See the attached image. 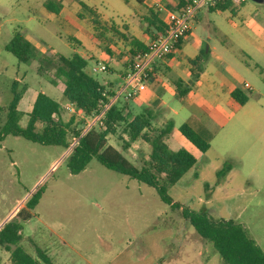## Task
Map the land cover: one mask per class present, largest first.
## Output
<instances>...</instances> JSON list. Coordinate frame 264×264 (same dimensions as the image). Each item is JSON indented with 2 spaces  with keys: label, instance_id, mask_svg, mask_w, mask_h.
Listing matches in <instances>:
<instances>
[{
  "label": "rangeland",
  "instance_id": "374dc122",
  "mask_svg": "<svg viewBox=\"0 0 264 264\" xmlns=\"http://www.w3.org/2000/svg\"><path fill=\"white\" fill-rule=\"evenodd\" d=\"M17 1L22 4L23 10L37 11L38 18L42 20L40 10L46 0H0V128L6 121V110L13 98L14 84L22 97L19 109L24 112L20 123L23 127L28 119L25 114L31 110L38 93L44 92L57 102H64V85L54 78V70L48 69L39 74L38 61L20 63L13 54L5 50L14 33L21 30L31 33L35 38L31 42L34 45L40 42V48L55 60L59 56L73 54L74 49L70 46L68 37L77 34L71 27L52 30L48 26V30L57 33L50 36L40 28H31L33 25L25 22L19 25L5 22L12 18ZM79 1L95 9L101 20L111 25H136L137 15L146 11L135 0ZM79 1L76 3L80 4ZM246 1L247 7L240 8L238 12L231 9L222 13L211 12L207 6H203L197 12V21L195 19L193 23L195 35L207 42L225 40V35L215 29L216 26L225 32V29H230L231 22L242 23L243 18L250 17L249 9L264 11V4ZM56 6L54 4V10ZM251 16L258 21L262 19L253 12ZM112 44L115 52L123 48L117 36H114ZM243 54L245 55L244 52ZM246 58L252 66L258 63L255 57L252 60L247 56ZM117 59L120 61V56ZM96 63L89 61L87 72L103 85L112 84L116 91L119 78L108 67L105 71L94 72ZM260 65L264 67L263 63ZM254 71L259 75V70ZM53 79L55 82H52ZM120 100L126 101V91L121 92ZM245 109L259 112L260 117H264V93L251 95L250 103ZM71 116L70 112L64 114L65 121H69ZM81 127L85 128L81 125L75 129ZM259 128L257 126L255 132L253 127L245 130L239 137L237 128L228 126L214 142L213 148L206 153L191 146V152H195L199 159L197 166L209 178L212 196H209L201 182L188 184L186 176L170 188L168 194L183 207L194 211L207 210L216 219H233L239 222L264 249V162L257 168L258 176L253 181L249 182L246 177L238 174L230 184L206 166L213 162L223 168L222 159H230L244 151L246 145L250 146L260 133ZM69 134V141L72 143L71 130ZM119 134L109 136V143L126 152L131 162L142 166L148 159L142 152L147 153L148 157L151 152L149 144L144 147L140 141L136 153L128 154L129 146L125 142H129V137L123 135L122 141ZM226 134L232 137L229 143L225 138ZM169 147L172 151L176 150L173 145ZM221 148H227L228 153L220 155ZM68 156V148L44 146L12 135L7 136L0 145V227L15 208L19 209L13 218L17 217L21 209H25L26 203L38 189L45 187L39 205L31 212L32 218L24 224L21 246L28 253L36 257L41 253L53 264H157L156 254L146 249L145 242H160L161 246L177 245L176 238L180 236V231L177 229L179 218L176 217H182L181 212L163 203L153 188L108 170L96 159L90 162L84 172L73 175L67 167ZM162 217H174L169 227H166V219ZM152 225L155 228H146ZM188 227L195 231L189 222ZM169 229L172 234H169ZM208 243L212 247V264H223L214 246ZM0 263L10 264V253L4 247H0Z\"/></svg>",
  "mask_w": 264,
  "mask_h": 264
},
{
  "label": "crops",
  "instance_id": "0c3cea01",
  "mask_svg": "<svg viewBox=\"0 0 264 264\" xmlns=\"http://www.w3.org/2000/svg\"><path fill=\"white\" fill-rule=\"evenodd\" d=\"M77 1H44L40 10L42 20L38 18L37 11L32 9L23 10L22 4L17 1V8H13L12 18L5 20V22L17 23L18 25L25 22L33 25L31 28H40L50 36H53V33H57L48 30V26L52 30L68 29L70 27L75 29L77 34L69 36L68 39L73 37L79 41L80 46L77 52L88 59V61L98 62L99 66L106 65V67L110 68L112 74H116L117 78H119L116 93L119 96L127 85L126 75L132 63V59L128 54V43L118 38L123 48L115 52L112 44L114 36L110 33L109 37L112 42L109 45L110 53L107 54L94 36V29L90 23L91 13L80 5L83 2L79 1L80 4H77ZM163 1L145 0L143 6L146 11L137 15L138 24L136 25L129 23L111 25L101 21L105 25L113 26L147 45L151 38L145 33L144 25L141 21L149 15L147 8L157 7L159 9V18L163 22L166 10H169L162 4ZM234 3L235 5L230 8L233 12H238L240 8L247 7L246 0ZM54 4L57 5L55 10ZM249 10L248 14L250 17L243 18L242 23L231 22L229 30L225 29L224 32V29L215 27V29L225 35V40L215 39L212 42H207L205 39L195 35L193 25L190 35L183 40L176 52L165 59L157 60L151 64L152 75L145 82L146 89L134 99L126 100V105H124V114L129 120H132L135 115L142 112L145 108H150L155 116L153 121L155 128H162L168 122H171L174 128L171 134L168 135L166 142L168 147L173 145L176 149L175 151L185 149L191 152V146H194L180 132V127L185 123H188L194 132L210 140L211 147L209 151L228 126L236 127L237 136L239 137L244 134L245 130H250L252 127L255 132L257 126H259V129H261L260 133L255 137V140H252L253 143L250 146L246 145L244 151L232 156L230 159H225V157L222 159L223 166L227 163L232 166L231 170L223 177L224 182L227 184L232 183L238 174L246 177L249 182L253 181L258 176L257 168L264 162V117H260L259 112H251L245 109L250 103L251 95L264 93V67L260 65V63L264 64V11H259L257 8ZM209 11L222 13L226 10L219 11L209 8ZM252 12L254 15L260 16L262 18L261 21L252 17ZM27 31L30 32L29 29ZM24 33L26 39L34 45L31 42L32 39H35L32 34ZM39 43L36 44L38 46H34L45 54V50L40 48ZM234 46H236V49ZM243 52L250 60L255 57L258 63L252 66ZM118 56H120V61L117 59ZM198 58L200 59L199 61L196 60ZM192 61H197V63L193 65ZM98 63H96V67H99ZM254 70H259V75H256ZM195 73L198 75L196 80H194ZM245 85H250L251 89L247 90L244 87ZM236 89L242 91L249 98V101L244 106L239 105L231 97L232 92ZM179 92L183 93V96ZM34 101L35 99L32 105ZM66 105L68 104L62 103L64 114L69 113L68 111L65 113ZM78 115L84 119L81 112H78ZM78 115L72 114L69 120L77 116L75 119L79 121ZM225 138L228 139V143L232 141L230 134H226ZM140 141L144 147L148 144L143 140L133 142L129 146L128 154L136 153V148ZM112 145L119 149L114 144ZM123 153L125 154L126 152L123 151ZM192 153L198 157L195 152ZM226 153H228L227 148L219 149L220 155L224 156ZM146 154L142 152V155L148 158ZM125 155L128 157L127 154ZM198 162L199 159H197L195 166L185 175L187 183L201 182L208 190L209 196H212L213 193L208 182L209 178L199 169L197 166ZM245 162L247 166H245ZM206 166L212 173L216 174L222 169L213 162H209ZM18 209V207L14 209L4 221V224L13 218ZM162 218L166 219V227H169L174 219V217ZM176 218H179L177 229L180 231V236L176 238V246L167 244L161 246L160 242H152L150 240L145 242L146 249L148 248L156 254L157 264H212V247L208 241L203 240L196 230L192 231L189 229L188 220L183 217ZM146 228L151 229L155 228V226H146ZM168 232L172 234L170 229ZM170 246L172 248L169 249ZM167 253L170 255H167Z\"/></svg>",
  "mask_w": 264,
  "mask_h": 264
},
{
  "label": "trees",
  "instance_id": "16d2710c",
  "mask_svg": "<svg viewBox=\"0 0 264 264\" xmlns=\"http://www.w3.org/2000/svg\"><path fill=\"white\" fill-rule=\"evenodd\" d=\"M135 1L141 5L145 4V0ZM192 1L164 0L162 4L169 10L180 12ZM81 5L91 13L90 23L94 29V36L107 54L110 53L109 45L112 42L110 33L128 43V54L132 60L137 54L149 52L147 45L136 38L128 36L113 26L105 25L95 9L83 3ZM232 6L231 0H219L217 5L210 9L225 11ZM46 7L50 9L49 6L46 5ZM147 10L149 15L141 22L145 33L150 38H154L155 32L164 31L165 25L159 18L157 7L147 8ZM68 40L75 51L71 56L62 55L57 60L32 45L23 31L15 32L5 50L13 54L20 63L28 64L33 60L38 61L39 74L48 69L54 70V78L64 85L63 103L72 104L76 109L83 111L85 118L99 115L105 105H109L103 119V127L95 125L87 131L83 127L75 129L77 126H85V119L76 121L75 116L68 122L65 121L62 103L42 92L37 94L31 110L25 114L28 119L26 126L23 127L20 123L24 112L19 109L22 97L20 93H17L14 84L13 98L6 110V121L0 128V145L7 136L12 135L44 146L69 148L71 143L69 131L71 130L73 133L71 139L78 138L77 144L67 158V167L71 174H81L90 162L96 159L108 170L153 188L163 203L174 210H179L181 216L190 222L198 235L214 246L223 264H264V249L257 244L242 224L233 219H216L207 210L194 211L173 200L168 194L169 189L195 166L197 157L185 149L170 150L166 139L174 125L168 122L162 128H155L153 125L155 116L150 108H145L129 120L124 114L126 102L120 100V95H117L112 85L101 84L87 72L89 61L77 52L80 46L79 41L73 37ZM182 42L183 40L178 45V49ZM197 61L191 63L195 65ZM197 77L195 73L194 80ZM52 82L55 80L53 79ZM179 94L183 96V93L179 92ZM231 97L241 106L249 101L248 96L238 89L232 92ZM180 132L201 153L209 151L210 140L194 132L188 123L180 127ZM118 133L121 134L118 136L122 141L123 135L129 137V142H125L126 146L139 140L149 144L151 152L142 166L131 162L122 150L109 143V136H115ZM126 146L123 147L126 148ZM231 168V164H225L218 171V176L220 178L226 176ZM44 191L45 187L38 189L26 203L25 209H21L17 217L0 228V247H4L10 253L11 264H53L41 253H38V257L33 256L21 246L24 224L32 218L31 212L39 205Z\"/></svg>",
  "mask_w": 264,
  "mask_h": 264
},
{
  "label": "built area",
  "instance_id": "2783aa9c",
  "mask_svg": "<svg viewBox=\"0 0 264 264\" xmlns=\"http://www.w3.org/2000/svg\"><path fill=\"white\" fill-rule=\"evenodd\" d=\"M219 0H193L182 11L175 12L172 10H166V16L163 20L165 29L162 32L157 31L154 38H151L147 47L149 52L146 54H137L131 63L130 69L126 75L127 85L122 91H126V99L132 100L146 89V81L151 77V64L157 60H162L169 57L171 54L178 50V45L182 40H185L193 29V23L196 19L197 12L203 6L213 8L217 5ZM238 2L240 0H231ZM106 65L100 67H94L93 71H105ZM247 90H250V85L244 86ZM128 89V90H127ZM109 105H105L103 111L92 118H85L83 111L75 108L74 105L68 104L65 110L78 115L81 112L85 119V131L89 130L95 125L103 127V119L105 112ZM79 116V115H78ZM77 117V116H76ZM80 118V116L78 117ZM82 119V118H80ZM86 120H89L86 122ZM78 138H73L70 145L69 154L73 147L77 144Z\"/></svg>",
  "mask_w": 264,
  "mask_h": 264
},
{
  "label": "water",
  "instance_id": "95a60500",
  "mask_svg": "<svg viewBox=\"0 0 264 264\" xmlns=\"http://www.w3.org/2000/svg\"><path fill=\"white\" fill-rule=\"evenodd\" d=\"M254 3L262 5L264 4V0H252Z\"/></svg>",
  "mask_w": 264,
  "mask_h": 264
}]
</instances>
